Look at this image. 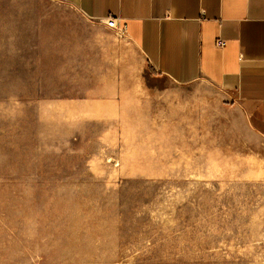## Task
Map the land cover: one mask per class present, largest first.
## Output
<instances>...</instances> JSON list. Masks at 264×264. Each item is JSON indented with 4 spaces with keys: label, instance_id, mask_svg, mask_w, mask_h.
<instances>
[{
    "label": "rangeland",
    "instance_id": "374dc122",
    "mask_svg": "<svg viewBox=\"0 0 264 264\" xmlns=\"http://www.w3.org/2000/svg\"><path fill=\"white\" fill-rule=\"evenodd\" d=\"M0 264H264V136L60 0H0Z\"/></svg>",
    "mask_w": 264,
    "mask_h": 264
},
{
    "label": "crops",
    "instance_id": "0c3cea01",
    "mask_svg": "<svg viewBox=\"0 0 264 264\" xmlns=\"http://www.w3.org/2000/svg\"><path fill=\"white\" fill-rule=\"evenodd\" d=\"M60 1L107 30L113 17L155 77L208 83L264 136V0Z\"/></svg>",
    "mask_w": 264,
    "mask_h": 264
},
{
    "label": "built area",
    "instance_id": "2783aa9c",
    "mask_svg": "<svg viewBox=\"0 0 264 264\" xmlns=\"http://www.w3.org/2000/svg\"><path fill=\"white\" fill-rule=\"evenodd\" d=\"M105 27L110 29L113 33H115L119 37H124V29L118 28L115 23V19L113 17H107L104 23ZM216 45H223L222 41H216Z\"/></svg>",
    "mask_w": 264,
    "mask_h": 264
},
{
    "label": "bare ground",
    "instance_id": "6f19581e",
    "mask_svg": "<svg viewBox=\"0 0 264 264\" xmlns=\"http://www.w3.org/2000/svg\"><path fill=\"white\" fill-rule=\"evenodd\" d=\"M121 27V26H120Z\"/></svg>",
    "mask_w": 264,
    "mask_h": 264
}]
</instances>
